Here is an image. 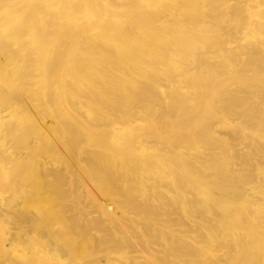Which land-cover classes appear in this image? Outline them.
Returning <instances> with one entry per match:
<instances>
[{
	"label": "rangeland",
	"instance_id": "374dc122",
	"mask_svg": "<svg viewBox=\"0 0 264 264\" xmlns=\"http://www.w3.org/2000/svg\"><path fill=\"white\" fill-rule=\"evenodd\" d=\"M23 1L46 13L21 20L0 11V40L8 44L0 54V229H22L28 217L53 220L65 198L66 217L40 225L41 242L51 249L54 235L69 239L67 223L77 253L93 251L94 192L96 217L122 212L120 232L138 242L172 220L182 236L189 227L193 263L235 234L247 244L226 264H264V0H221L208 24L210 0H80L81 12L65 10L68 22L52 19L71 0ZM92 38L93 66L75 69V56L56 53ZM92 110L103 116L89 121ZM210 123L218 143L205 142L196 127ZM149 134L173 143L169 164L155 144L145 145ZM45 168L56 179L45 190L23 177ZM150 174L159 176L151 184ZM155 254L141 259L151 263Z\"/></svg>",
	"mask_w": 264,
	"mask_h": 264
},
{
	"label": "bare ground",
	"instance_id": "6f19581e",
	"mask_svg": "<svg viewBox=\"0 0 264 264\" xmlns=\"http://www.w3.org/2000/svg\"><path fill=\"white\" fill-rule=\"evenodd\" d=\"M80 0H71L70 5L62 9V11L53 16L55 18L59 17L64 19L66 22L67 18L64 17L65 10L73 9L76 12H81L79 8L74 6L76 2ZM221 0H210V11L203 19L204 24H208L211 21L212 14H214L215 7ZM48 5L51 4L46 1ZM27 8V9H24ZM6 12L2 15L4 18H15L19 17L21 20H30L34 18H39L46 13L45 9L42 11L33 10L35 8L26 7L25 1L23 0H0V11L6 9ZM21 27L16 28V38L18 39L19 31ZM79 34V31H72L71 35L76 39ZM43 43L40 42L37 49L41 48ZM7 43L4 40H0V54L4 53L7 47ZM77 42H72L69 46L56 48V53L59 51L67 52L69 55L75 56L72 59V66L75 69H83L85 67L93 66V38L89 40L88 45L85 47H79ZM90 45V46H89ZM212 47H209L211 49ZM202 55V54H201ZM92 58V61L90 60ZM1 60V58H0ZM202 61V58L200 59ZM54 68L56 61L53 62ZM53 68V69H54ZM73 69V70H75ZM161 88L159 87L158 90ZM167 93V91H166ZM170 95V94H169ZM177 103V102H176ZM99 106L101 108H108L107 104H103L102 101H99ZM175 104V103H174ZM171 106V105H170ZM174 106V105H173ZM105 111V110H104ZM66 112L69 116L74 117L76 114L70 110L66 109ZM105 113L107 116H111L113 113L109 110H106ZM103 115L100 112L97 114L93 110L87 112L86 118L93 122L94 118H101ZM73 118V119H74ZM111 118V117H109ZM175 117L171 115L165 116V123L167 128H172L174 125ZM83 127L86 130L91 129L90 125L86 121L82 122ZM199 133L203 136L205 142L212 141L213 143H218L220 138L214 134L213 125L210 123L208 125H196ZM62 128L66 130L67 126L62 125ZM68 129V128H67ZM69 131V129H68ZM71 132V131H70ZM154 135H144L143 142L146 146L154 145L153 151L155 154L162 155L168 163L167 148L173 146L172 142H161L153 139ZM7 140L5 139L1 145L2 149H5ZM264 150V146L261 147ZM183 153H189V150H181ZM191 153V152H190ZM264 154V153H263ZM178 153H174L173 157L175 158ZM94 154L91 157V162L94 161ZM264 158V156H263ZM66 159L69 160V157L66 156ZM11 159L6 160V164H10ZM9 167L10 170L13 169L11 164ZM9 172V171H8ZM55 176L54 172H50L45 168L44 173H39L35 175H23L29 183H34L36 179L40 188L45 190L51 182L55 183L56 179L53 180ZM159 176L150 174L147 179V183L151 184V181L158 178ZM244 197V196H243ZM100 197L93 192V251H88L82 254L77 253L76 244L78 241L74 236L76 233H72L70 230V225L67 223L63 224L65 233H67L69 239L62 238L59 235H54L51 241V249L45 247V243H42L41 229L40 225L48 227L52 224L60 225L62 216L66 217L65 211L68 208V203L65 201V198L60 202V207L56 212L53 213V220L50 217L39 220V218L28 217L21 221L22 229H0V264H226L231 258L240 254L241 248L247 244L245 240L242 239L239 235H230L224 234V237L220 244V249L217 251V254L210 258L207 261L201 262H192L191 250L192 248L188 245V225L183 228V236L177 232L175 223L172 220L163 221L159 226L150 227L147 236L142 241H137V238L134 239V234L127 232L122 233L119 230L121 228V219L118 212L112 210L113 208L106 209L102 216L96 217L95 206L99 205ZM220 209V207H218ZM156 218V215H153ZM53 222V223H52ZM77 227V226H75ZM98 232H101L102 235L100 238L103 240L102 243L96 242V238L99 235H96ZM81 235L83 240L87 241L89 238ZM82 240V241H83ZM25 245H31L30 249L25 253L21 252V248ZM83 251H84V247ZM130 249L127 251L129 253L124 258L119 259L116 257L120 249ZM147 252L154 255V260L150 263L148 261H143L141 259L142 253ZM179 252L180 256H175L174 254ZM119 259V260H118Z\"/></svg>",
	"mask_w": 264,
	"mask_h": 264
}]
</instances>
